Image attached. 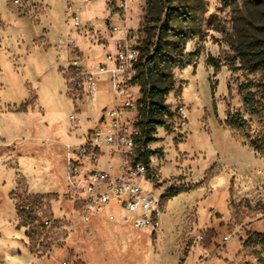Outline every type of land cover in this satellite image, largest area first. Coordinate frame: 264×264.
Returning a JSON list of instances; mask_svg holds the SVG:
<instances>
[{
    "label": "rangeland",
    "instance_id": "1",
    "mask_svg": "<svg viewBox=\"0 0 264 264\" xmlns=\"http://www.w3.org/2000/svg\"><path fill=\"white\" fill-rule=\"evenodd\" d=\"M172 6L191 15L174 24L193 35L181 46L166 37L167 49L194 61L171 71L172 128L158 129L150 146L149 175L162 198L161 228L152 232L131 229L115 209L86 212L68 188V146L83 143L117 101L107 74L95 99L77 106L67 66L82 55L95 72L126 38L153 49L168 13L159 0H0V264H264V157L225 124L238 110L253 137L262 132L238 89L261 77L239 50L264 38V0ZM210 57L222 65L217 74ZM134 75L123 81L139 100ZM102 166L109 169L106 158ZM171 190L181 192L167 199Z\"/></svg>",
    "mask_w": 264,
    "mask_h": 264
},
{
    "label": "built area",
    "instance_id": "2",
    "mask_svg": "<svg viewBox=\"0 0 264 264\" xmlns=\"http://www.w3.org/2000/svg\"><path fill=\"white\" fill-rule=\"evenodd\" d=\"M72 23L75 28L84 29L78 17H73ZM126 40V45L118 43L116 57L107 56L95 72L84 67L82 55H77L67 66L77 106L95 99L99 92L98 79L107 74L111 75L117 101L114 109L102 114L97 127L83 143L68 146L67 184L81 196L86 212L97 214L115 207L124 213V222L131 229L156 232L161 228L162 198L153 190L147 167L136 161V126L130 116L137 114L138 100L123 77L134 72L139 52ZM68 47L72 52L76 48L74 43ZM77 121L76 113L70 116L71 123ZM105 158L109 169L102 166Z\"/></svg>",
    "mask_w": 264,
    "mask_h": 264
},
{
    "label": "trees",
    "instance_id": "3",
    "mask_svg": "<svg viewBox=\"0 0 264 264\" xmlns=\"http://www.w3.org/2000/svg\"><path fill=\"white\" fill-rule=\"evenodd\" d=\"M114 2V0H110ZM163 11L168 13V18L157 29L159 31L158 41L151 46H137L139 52L138 60L134 67V77L132 83L140 88L141 98L138 100V112L136 118V161L144 164L150 174L151 158L155 152L150 150V146L157 141L155 134L162 128L170 131L172 124L170 119L175 114L166 105V96L174 89V81L171 71L181 65L187 67L193 63L194 55L188 56L184 61L177 57L176 52L167 49L166 37L178 38L179 46L192 36L189 29L185 30L176 27V19L189 22L191 15L183 10L172 6V0H159ZM160 21V20H159ZM244 67L250 74H260L258 81H250L242 84L238 91L242 96L243 107L250 117L259 121L262 132L253 137L248 131L251 128L250 122L245 119L240 111H230L225 124L232 130L244 135L246 145L254 152L264 157V38L253 41L248 50H239ZM207 64L214 68L215 74L221 70V63L210 57ZM215 97V87L212 86ZM180 190H171L167 199L177 196ZM259 244L264 246V239L259 240Z\"/></svg>",
    "mask_w": 264,
    "mask_h": 264
},
{
    "label": "crops",
    "instance_id": "4",
    "mask_svg": "<svg viewBox=\"0 0 264 264\" xmlns=\"http://www.w3.org/2000/svg\"><path fill=\"white\" fill-rule=\"evenodd\" d=\"M114 209H115V211L118 212V213L121 212L118 208H115V207L110 208V209H107V210H108V211H112V210H114Z\"/></svg>",
    "mask_w": 264,
    "mask_h": 264
}]
</instances>
